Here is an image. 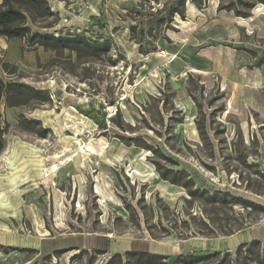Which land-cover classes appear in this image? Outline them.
Here are the masks:
<instances>
[{"label":"rangeland","instance_id":"374dc122","mask_svg":"<svg viewBox=\"0 0 264 264\" xmlns=\"http://www.w3.org/2000/svg\"><path fill=\"white\" fill-rule=\"evenodd\" d=\"M48 3L54 13L27 12L26 26L109 50L0 35V62L16 70L4 81L45 91L1 100L0 257L134 264L126 252L145 247L175 264L264 242V0ZM86 238L101 244L78 246ZM34 239L57 249L37 258L24 248ZM251 250L264 264V246Z\"/></svg>","mask_w":264,"mask_h":264},{"label":"trees","instance_id":"16d2710c","mask_svg":"<svg viewBox=\"0 0 264 264\" xmlns=\"http://www.w3.org/2000/svg\"><path fill=\"white\" fill-rule=\"evenodd\" d=\"M230 9L234 10L237 16H249V12L240 13V11H236L233 8ZM27 12H29L31 16H36L37 18L46 17L54 13L51 11L48 0H3L0 4V35L6 37L7 39L21 38L24 41H27L30 45H38L40 47L43 46L45 50H53L55 52L68 50L69 52H76L79 55L89 52L90 55L95 56V54L97 55L100 51L104 52L109 50L108 41L96 44L91 42L89 39L78 35L60 36L50 32L33 31L32 28L26 26L25 23L27 22ZM1 69L8 72L10 75H14L16 73L15 67H13L9 62H0V70ZM44 92V90L37 89L31 84H26L20 81L5 82L0 71V102L2 98H5L7 104L10 106L26 104L29 99L33 97L35 98ZM23 96L25 97V101L21 99ZM23 122L29 123L25 118L20 120V124ZM4 130L0 115V153L5 148V143L2 137ZM160 176L164 179H169L162 171L160 172ZM171 181L172 183H176L178 180L175 177L172 178ZM199 190L200 189L197 188L193 189L191 190V194L194 195L198 193ZM199 194L202 193L200 192ZM212 196L210 198L215 199V196ZM231 199L238 201L242 200L235 197ZM242 201L246 206L254 205L253 202ZM261 245L264 246V242L255 239L249 243L239 245L235 252L216 251L206 254L179 255L173 263L250 264V261L255 258V255H257L255 260L262 264L263 261L260 259V254H256L255 250H251L253 246L259 247ZM126 254L127 256L134 258L129 259L134 260V264H167L166 259L170 258V256L159 255L143 250L127 251ZM116 256L122 257V254H117Z\"/></svg>","mask_w":264,"mask_h":264},{"label":"crops","instance_id":"0c3cea01","mask_svg":"<svg viewBox=\"0 0 264 264\" xmlns=\"http://www.w3.org/2000/svg\"><path fill=\"white\" fill-rule=\"evenodd\" d=\"M4 107V102L3 103H1L0 102V109L1 108H3ZM87 241V242H86ZM86 241H84V243H83V241H82V243H81V245H78V246H81V247H83V248H85V247H90L91 245H96V246H99V244H101V242L100 241H97V243L95 242V241H93L92 239L91 240H87V238H86ZM34 243L33 244H29L28 245V247L27 246H25L24 248H26V249H30V250H36L37 252H38V254L36 255V257L37 258H40V256L42 255V254H45V255H48L49 253H51V252H53V251H56V249L57 248H52V249H49L48 251H41V245L43 244V242H41V241H39L38 239H34V241H33ZM76 245V246H77ZM73 246V245H72ZM75 246V247H76ZM136 248H138V247H136ZM140 250H143V251H147V249L145 248V247H141L140 248ZM36 252V253H37ZM116 253H118L119 254V252L117 251ZM23 254V253H22ZM11 260H14V259H11V257H9V258H5V259H2L1 257H0V264H13V262L11 261ZM33 262V259H30V260H28L27 261V263L26 264H31ZM40 264V263H39Z\"/></svg>","mask_w":264,"mask_h":264},{"label":"bare ground","instance_id":"6f19581e","mask_svg":"<svg viewBox=\"0 0 264 264\" xmlns=\"http://www.w3.org/2000/svg\"><path fill=\"white\" fill-rule=\"evenodd\" d=\"M194 70H195L196 72H199V73L201 72L200 70H196V69H194Z\"/></svg>","mask_w":264,"mask_h":264},{"label":"water","instance_id":"95a60500","mask_svg":"<svg viewBox=\"0 0 264 264\" xmlns=\"http://www.w3.org/2000/svg\"><path fill=\"white\" fill-rule=\"evenodd\" d=\"M254 239L259 240V239H257V238H254ZM260 241H262V240H260Z\"/></svg>","mask_w":264,"mask_h":264}]
</instances>
